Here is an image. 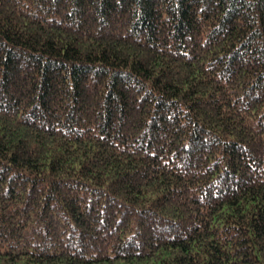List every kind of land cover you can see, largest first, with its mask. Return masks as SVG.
I'll return each mask as SVG.
<instances>
[{
  "label": "trees",
  "instance_id": "trees-1",
  "mask_svg": "<svg viewBox=\"0 0 264 264\" xmlns=\"http://www.w3.org/2000/svg\"><path fill=\"white\" fill-rule=\"evenodd\" d=\"M0 264H264V0H0Z\"/></svg>",
  "mask_w": 264,
  "mask_h": 264
}]
</instances>
